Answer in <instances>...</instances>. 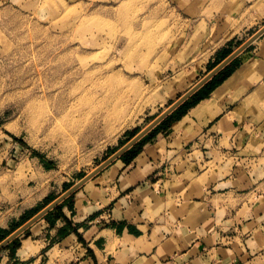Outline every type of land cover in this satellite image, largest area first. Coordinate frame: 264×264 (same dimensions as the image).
Instances as JSON below:
<instances>
[{"label":"crops","instance_id":"1","mask_svg":"<svg viewBox=\"0 0 264 264\" xmlns=\"http://www.w3.org/2000/svg\"><path fill=\"white\" fill-rule=\"evenodd\" d=\"M170 1L193 21L178 52L203 66L182 94L264 25V0ZM30 155L0 175L7 235L93 170ZM15 238L0 264H264V32Z\"/></svg>","mask_w":264,"mask_h":264},{"label":"rangeland","instance_id":"2","mask_svg":"<svg viewBox=\"0 0 264 264\" xmlns=\"http://www.w3.org/2000/svg\"><path fill=\"white\" fill-rule=\"evenodd\" d=\"M192 22L170 0H0V175L29 153L95 169L203 68L178 52Z\"/></svg>","mask_w":264,"mask_h":264},{"label":"water","instance_id":"3","mask_svg":"<svg viewBox=\"0 0 264 264\" xmlns=\"http://www.w3.org/2000/svg\"><path fill=\"white\" fill-rule=\"evenodd\" d=\"M264 32V25L258 29L253 35H251L246 41L239 45L233 52H231L226 58H224L218 65L211 69L202 79H200L196 84H194L190 89L183 93L176 101L171 103L164 111H162L157 117H155L149 124L144 128L139 130L131 139H129L124 145L112 153L108 158L101 162L95 169L83 176L78 182L73 184L67 190H65L60 196L54 199L51 203L46 205L43 209L25 221L22 225L12 231L9 235L4 237L0 241V249L6 246L12 239L17 237L23 230H25L30 224L35 222L37 219L42 217L47 211L58 204L65 196L70 194L74 189H76L82 182L91 177L93 174L102 169L105 165L110 163L113 159L118 157L122 152L134 144L142 135H144L148 130H150L155 124L161 121L167 114H169L175 107H177L181 102L187 99L201 84H203L207 79H209L213 74H215L220 68H222L230 59H232L236 54L243 50L248 44H250L255 38Z\"/></svg>","mask_w":264,"mask_h":264},{"label":"trees","instance_id":"4","mask_svg":"<svg viewBox=\"0 0 264 264\" xmlns=\"http://www.w3.org/2000/svg\"><path fill=\"white\" fill-rule=\"evenodd\" d=\"M6 235L7 233L5 231L0 230V240L3 239ZM17 245H18V238H15L9 243L8 246H12L13 248H15ZM3 250L4 248L0 250V254L2 253Z\"/></svg>","mask_w":264,"mask_h":264},{"label":"bare ground","instance_id":"5","mask_svg":"<svg viewBox=\"0 0 264 264\" xmlns=\"http://www.w3.org/2000/svg\"><path fill=\"white\" fill-rule=\"evenodd\" d=\"M176 101V100H175ZM165 110V109H164Z\"/></svg>","mask_w":264,"mask_h":264}]
</instances>
